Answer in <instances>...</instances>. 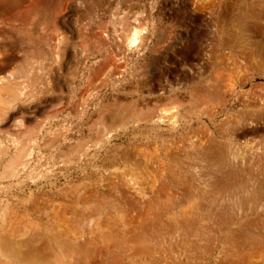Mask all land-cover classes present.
Wrapping results in <instances>:
<instances>
[{
	"label": "rangeland",
	"instance_id": "rangeland-1",
	"mask_svg": "<svg viewBox=\"0 0 264 264\" xmlns=\"http://www.w3.org/2000/svg\"><path fill=\"white\" fill-rule=\"evenodd\" d=\"M0 264H264V0H0Z\"/></svg>",
	"mask_w": 264,
	"mask_h": 264
}]
</instances>
